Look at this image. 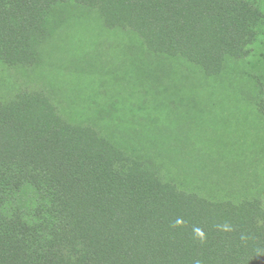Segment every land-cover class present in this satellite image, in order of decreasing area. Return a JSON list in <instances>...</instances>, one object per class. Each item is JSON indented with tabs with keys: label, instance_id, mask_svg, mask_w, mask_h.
<instances>
[{
	"label": "trees",
	"instance_id": "obj_1",
	"mask_svg": "<svg viewBox=\"0 0 264 264\" xmlns=\"http://www.w3.org/2000/svg\"><path fill=\"white\" fill-rule=\"evenodd\" d=\"M81 11L208 76L251 56L264 26L254 0H0V59L34 62ZM0 264H264V205L182 190L23 92L0 101Z\"/></svg>",
	"mask_w": 264,
	"mask_h": 264
},
{
	"label": "rangeland",
	"instance_id": "obj_2",
	"mask_svg": "<svg viewBox=\"0 0 264 264\" xmlns=\"http://www.w3.org/2000/svg\"><path fill=\"white\" fill-rule=\"evenodd\" d=\"M254 1L264 15V0ZM65 18L34 62L0 59V101L43 92L66 120L154 162L178 188L264 205V26L251 56L228 57L208 76L97 13Z\"/></svg>",
	"mask_w": 264,
	"mask_h": 264
}]
</instances>
